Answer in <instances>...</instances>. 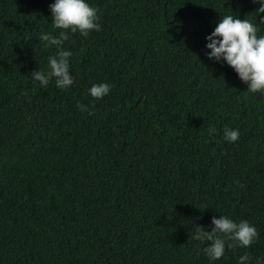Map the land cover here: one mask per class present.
<instances>
[{
	"label": "trees",
	"instance_id": "16d2710c",
	"mask_svg": "<svg viewBox=\"0 0 264 264\" xmlns=\"http://www.w3.org/2000/svg\"><path fill=\"white\" fill-rule=\"evenodd\" d=\"M52 2L0 0V264H209L192 234L219 215L257 237L211 264H264V96L204 47L219 17L255 22L258 5L88 0L100 29L69 33L58 89L31 76L55 52L39 42L59 31Z\"/></svg>",
	"mask_w": 264,
	"mask_h": 264
},
{
	"label": "clouds",
	"instance_id": "9594fccd",
	"mask_svg": "<svg viewBox=\"0 0 264 264\" xmlns=\"http://www.w3.org/2000/svg\"><path fill=\"white\" fill-rule=\"evenodd\" d=\"M254 5V21L248 18H239L234 14H225L219 17L213 30L205 36V56L214 62H223L230 67L238 79L246 84L247 91L259 92L264 96V34H259L261 25H264V0H251ZM51 25L59 29L57 34L41 32L39 42L43 47H54L55 52L47 57V66L44 70H34L31 76L39 82L41 87H46L50 81L58 89H65L73 83V75L69 74V58L72 53L62 47L69 38V33L79 32L87 37L89 31L100 29L97 9L88 3V0H53L49 4ZM259 17V20L256 18ZM112 88L111 83H92L87 89L88 94L94 99L107 96ZM82 112L87 111V105L77 102L76 105ZM212 130H210L211 132ZM238 129L224 128L222 138L227 142L237 140ZM211 230L205 231L196 225L192 234L193 240L209 242L202 247L204 256L209 264L221 258L227 247H248L256 237L254 225L246 220L234 221L227 215L213 216ZM247 254L238 258V264H247Z\"/></svg>",
	"mask_w": 264,
	"mask_h": 264
}]
</instances>
